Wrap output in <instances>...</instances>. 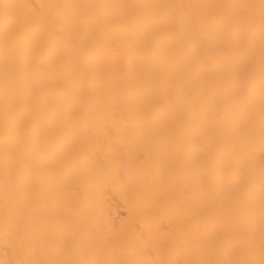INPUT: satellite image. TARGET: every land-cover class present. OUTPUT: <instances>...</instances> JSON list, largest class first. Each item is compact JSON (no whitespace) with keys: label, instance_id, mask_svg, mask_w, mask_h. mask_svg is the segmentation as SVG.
<instances>
[{"label":"bare ground","instance_id":"bare-ground-1","mask_svg":"<svg viewBox=\"0 0 264 264\" xmlns=\"http://www.w3.org/2000/svg\"><path fill=\"white\" fill-rule=\"evenodd\" d=\"M0 264H264V0H0Z\"/></svg>","mask_w":264,"mask_h":264}]
</instances>
